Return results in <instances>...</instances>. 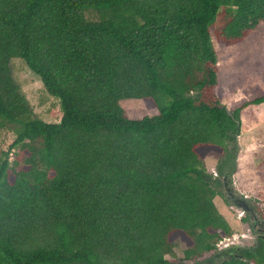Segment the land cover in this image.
<instances>
[{
  "label": "trees",
  "instance_id": "16d2710c",
  "mask_svg": "<svg viewBox=\"0 0 264 264\" xmlns=\"http://www.w3.org/2000/svg\"><path fill=\"white\" fill-rule=\"evenodd\" d=\"M261 23L264 0H0V120L16 135L0 153V264H264L263 247L217 250L233 231L214 198L240 113L264 95L219 101L210 32L233 46ZM12 59L59 123L33 112ZM127 99L156 114L129 118ZM175 235L187 247L172 262Z\"/></svg>",
  "mask_w": 264,
  "mask_h": 264
},
{
  "label": "rangeland",
  "instance_id": "374dc122",
  "mask_svg": "<svg viewBox=\"0 0 264 264\" xmlns=\"http://www.w3.org/2000/svg\"><path fill=\"white\" fill-rule=\"evenodd\" d=\"M211 40L217 57V87L215 94L219 101L228 109L234 110L240 105L251 102L264 95V23L246 37L241 43L224 46L214 36V28L210 29ZM12 75L27 98L33 112L47 123H59L61 109L57 99L50 97L44 90L40 80L20 59L11 60ZM127 116L138 119L153 116L156 110L146 109L141 100L127 99L120 102ZM241 130L237 138V156L235 172L230 181V188L238 198H244L248 208L261 222L257 228L264 233V103L248 105L240 113ZM13 126L0 120V153L7 152L15 140ZM11 150L9 161L13 160ZM221 158L220 153L210 152L203 158L207 172L213 176ZM222 179V178H221ZM223 197L216 196L214 204L218 212L232 228L229 241L223 239L218 246H240L248 248L254 244V233L249 232L248 222L243 221L245 212L233 205L220 189ZM248 221V220H247ZM241 235H246L243 237ZM236 236V239H232ZM174 256H166L167 260L177 262L182 259L186 243L179 235L173 238ZM218 250V247H217ZM220 251V250H219ZM213 253L202 256L199 260L208 259ZM187 263V262H186Z\"/></svg>",
  "mask_w": 264,
  "mask_h": 264
},
{
  "label": "flooded vegetation",
  "instance_id": "af4514ba",
  "mask_svg": "<svg viewBox=\"0 0 264 264\" xmlns=\"http://www.w3.org/2000/svg\"><path fill=\"white\" fill-rule=\"evenodd\" d=\"M217 175V174H216ZM221 183H222V187L224 188V194L227 197H230V200L233 202L234 200H238L240 198L236 197L233 192L232 189L230 188V184L228 183L229 181H227L226 179L222 178L221 179ZM246 217L244 219H247L248 221V227H249V232H253L254 234V244L251 245L250 248L253 252L256 248L259 247H263L264 249V233L261 232L260 229L257 228L258 224H260L261 222L258 220V218L252 213L251 209L248 208L247 205V209L244 210ZM262 226H264V222H262ZM244 237H246V235H244ZM247 238V237H246ZM234 248H242L244 249V247H240V246H232ZM232 247H226L225 249L221 250V248H219L220 251H227Z\"/></svg>",
  "mask_w": 264,
  "mask_h": 264
},
{
  "label": "water",
  "instance_id": "95a60500",
  "mask_svg": "<svg viewBox=\"0 0 264 264\" xmlns=\"http://www.w3.org/2000/svg\"><path fill=\"white\" fill-rule=\"evenodd\" d=\"M215 175H216V172H215ZM229 199H230V197H227L226 200H229ZM237 201H238V203H237ZM233 202H234L233 204H234L235 207L240 208L243 211L247 209L246 200L244 198H240L238 200H234Z\"/></svg>",
  "mask_w": 264,
  "mask_h": 264
},
{
  "label": "built area",
  "instance_id": "2783aa9c",
  "mask_svg": "<svg viewBox=\"0 0 264 264\" xmlns=\"http://www.w3.org/2000/svg\"><path fill=\"white\" fill-rule=\"evenodd\" d=\"M242 236V238L244 237V235H241ZM232 239H236V236H233L232 237ZM230 239H225V241H229ZM218 246V245H217ZM218 248H219V246H218Z\"/></svg>",
  "mask_w": 264,
  "mask_h": 264
}]
</instances>
